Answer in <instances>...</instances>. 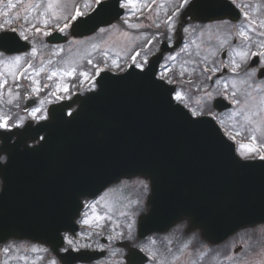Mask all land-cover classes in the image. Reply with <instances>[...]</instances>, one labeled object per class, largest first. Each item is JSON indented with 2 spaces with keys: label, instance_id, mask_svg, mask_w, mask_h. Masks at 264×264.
<instances>
[{
  "label": "water",
  "instance_id": "1",
  "mask_svg": "<svg viewBox=\"0 0 264 264\" xmlns=\"http://www.w3.org/2000/svg\"><path fill=\"white\" fill-rule=\"evenodd\" d=\"M119 2L80 20L76 35L116 21ZM161 57L144 72L104 74L97 92L52 107L51 119L36 128L0 133L8 156L0 163V242L29 238L57 250L61 232L76 229L82 198L136 176L151 182L142 238L187 220L190 230L218 244L264 223V161H242L214 120L194 119L175 105V88L156 79ZM74 103L77 111L66 116ZM227 106L217 101L218 109ZM44 132L45 140L30 148L28 141ZM135 255L130 262H146Z\"/></svg>",
  "mask_w": 264,
  "mask_h": 264
},
{
  "label": "rangeland",
  "instance_id": "2",
  "mask_svg": "<svg viewBox=\"0 0 264 264\" xmlns=\"http://www.w3.org/2000/svg\"><path fill=\"white\" fill-rule=\"evenodd\" d=\"M1 2L2 0H0V3ZM144 2L150 5L151 10H149L148 7H141V4ZM9 3L15 6L9 8ZM35 3L36 0H28L24 4L21 2L18 3V0H5L3 2V7L0 10V24H3L6 20L14 22L17 14L15 11L16 7L20 6L19 11L21 12H18L20 17L24 19L27 18L25 20L30 21L32 24H34L36 21L39 22V26H41V32H47L50 23H48V25L45 27L43 24V19L45 17L40 15L45 7V3H41L40 9L35 8ZM31 6H33L32 10L30 9ZM72 6L73 5L69 3L67 7L60 6L56 8V18L65 19L64 17H68L67 15H71V13L74 15L75 11L74 9L72 10ZM175 6V0H157L155 4L152 3V0H138L137 7L140 8L139 11L133 9L132 7L126 8L128 12L120 22L110 28L99 31L92 37L85 39H74L73 37H70L69 28L71 23L67 24L68 27L65 28L66 30L64 32V34L69 36L67 44L54 46L51 54L46 53V56H44L45 53L42 51L45 52L46 48L44 47L46 46L47 36L41 34L40 39L33 47L36 50L35 56H37L35 68L31 72L33 80L38 81L39 76H45L44 85H47L46 88H48L50 87L51 83H54L53 91L57 93V97H60V99L68 97L69 92L71 91L72 93L77 91V85H75L74 82L77 78H79L81 84L84 83L86 87H90L86 90L83 89L81 93H85L90 89L94 90L96 88L94 84L95 79L101 71L107 69L116 72V70L119 68L126 70L133 62L132 57L136 55V53H134L135 49L138 46H141L149 35L154 33L158 35L163 34L164 37L162 35L161 36L164 38V40L169 42L170 45H173L180 39H187V37H190L191 32L192 36L189 38L191 41L198 43L207 41L206 43L208 44H202L201 47H199L204 51V53L212 52L214 54L219 53L222 55L224 51H227L228 54L227 49L230 47L231 41L229 40L231 36L229 33L224 31V28H227L226 26H228L227 24H208L204 26H198L194 21L191 20H189L187 24H184L180 13L172 16ZM148 17L151 18L149 19ZM46 18L49 20V22L50 19H53L51 13H48ZM169 18H171V21H173L175 24V27L171 28V30H169L170 25L164 23V21L168 20ZM125 21H127V23H125ZM129 24L139 25V27H129ZM156 24H159L160 27L157 28ZM183 24L185 26L182 28ZM213 25H215L214 28H210ZM193 26L198 27L193 29ZM54 27L56 28L58 26L54 25ZM184 28H187L188 31H183ZM187 47L188 45H186L184 49H187ZM64 53H66V58L64 60L59 59V56ZM129 55L130 61L128 60L125 63V66L123 65V67H119L123 63L122 61L124 59H129ZM12 59L13 57L8 61L4 60V63L7 64L6 67H8L10 72L13 74V71L18 69V66L22 63L23 59L18 65H14L12 63ZM86 61H91V65L100 64L97 74L91 75L88 70L82 68V63ZM224 61H227V57ZM142 63L144 67L146 63H144V61H142ZM230 64L231 63H223L222 65L226 68H229ZM262 67H264L263 60H261L258 67L247 68V73L245 76L248 80H250V83H247L248 88H246V84L244 82L240 84L237 80H235V83H233L235 89L234 92L237 93L242 91V95H244V102H242V105L236 110L226 114V117H229L230 120H239V117H241L240 125L246 128L245 133L247 134H250L249 129L255 127L256 124L247 123L245 119L246 116H250L253 122H258L260 126L264 128V110H262L264 109V104L261 103V101L264 100V79H257L258 70ZM69 72H71V74H67ZM53 73H55V75H53ZM81 73H87L88 75L85 77L81 75ZM49 77H51V79H49ZM22 79L29 80L30 77L26 73ZM7 83L8 81L3 83L4 88L8 85ZM233 84L228 85L232 87ZM34 87H39L40 91L39 93L35 94L34 98H30L33 108L24 113L23 118H21L20 122H18V125H23L26 120H31L28 118L37 119L44 116L45 110H47L50 105L51 101H43L39 96L40 92L42 91L40 85L37 83L34 85ZM65 87H67V91H64ZM176 92L179 91L177 90ZM209 93L211 94V97H209ZM249 93H251V95H248ZM0 94H2V97H0V117L7 119L9 125L12 119L17 118V116L19 118L22 117L20 116L22 113V108L21 113L12 111L10 109L11 104L5 98V91L3 93L0 92ZM183 96L186 98L185 94H183ZM215 96L216 94L213 92V90L208 89L203 93L202 99L196 101H199V104H202L203 102H208L210 100L213 101L216 98ZM181 103H183V101ZM33 109H39V111H37L35 115H32ZM255 134L260 140L259 142L264 143L261 141H264V138L261 137V133L257 132ZM238 151L240 152V149ZM261 153L264 154L263 152ZM145 184L147 185L146 181L141 178H137L133 181H125L120 185H115L107 189L98 198L99 203L89 202L90 204L95 205V210L87 205L88 209L83 220L87 219L89 223H81L85 229L84 231L88 232L90 229L89 231L103 233L105 230H108L109 233H113L114 235L113 239H111V236H105L109 240L108 246H110V255L107 261L108 264H121V261L124 259L128 249L130 247L136 246L129 238L123 240L122 233H124L123 229L125 227L130 229V237L132 236L131 233H133V231H131L132 222L126 218V214H128V216L131 218H134L136 215V209L138 207H140L142 213H146L148 210L147 206L145 205L146 199L144 198L145 195L148 194L149 188H145ZM128 210L129 212L127 213ZM97 225H99V227ZM185 227L186 226L184 224L177 226L175 231L173 230L160 240L152 236V238H149L145 246H147L150 251H155L156 247L161 241H178L181 243L182 248L180 254L174 257L175 261L173 263L192 264L191 262H193V258L188 246L187 248L184 247L185 243L189 245L191 242L196 240L199 242V247L202 248V252H206L209 249V245L204 243L205 241L202 239L201 235H197V233L193 232L189 233V235L184 233L183 231L185 230ZM136 234L137 231L135 230L133 235L136 236ZM83 238H85V236H83ZM112 240H114V242ZM153 240L155 243H152ZM118 243H123L122 250L111 249L112 246L116 248ZM35 246L37 245L16 240H11L5 243L0 247V264H37L36 260H34V257L32 259H25V257L19 258V256H17H21L26 252L30 254L42 253L43 255L48 252V249L45 247L36 249L33 252ZM69 247L68 239L65 248L67 249ZM226 247L230 251V264H261V262L264 261V226L242 231V233H239L230 239ZM97 248L106 249L105 246L100 245V242L97 244ZM5 249H7V251H5ZM24 250L27 251L24 252ZM12 252L16 255L10 257ZM118 260L120 262H118Z\"/></svg>",
  "mask_w": 264,
  "mask_h": 264
},
{
  "label": "snow or ice",
  "instance_id": "3",
  "mask_svg": "<svg viewBox=\"0 0 264 264\" xmlns=\"http://www.w3.org/2000/svg\"><path fill=\"white\" fill-rule=\"evenodd\" d=\"M156 2H157V0H152L153 4H155ZM236 2H237V0H231L232 4H236ZM41 3H45V7H44L43 11L40 13V15L42 17H45L43 19V24L46 27L48 25V23H49V20L46 18L48 13H51L53 18H56L57 17V13H56L55 9L60 7V6L67 7V5L69 3H71L73 5L74 9H75V15L72 16V19L76 20L78 17H83L84 16V12L81 11V8L91 9V8H93L94 5L95 6H100L102 4V0H81L80 6H77V0H46V2H45V0H36V3L34 5L35 8L36 9H40ZM189 3H190V0H181V6L189 5ZM137 4H138V0H125V2L121 4V7H124V8L132 7L133 9H136L137 11H139L140 8L137 7ZM14 6L15 5H13L11 3H9V5H8L9 8H12ZM141 7H148L149 10H151L150 5L148 3H146V2L142 3ZM64 18L66 19L67 17H64ZM148 18L150 19L151 17H148ZM25 19H27V18H25ZM125 23H127V21H125ZM164 23L170 25L169 30H171V28L175 27V24H174L173 21H171V18H169L168 20L164 21ZM252 23H255V21L253 20ZM259 26L264 28V21H261ZM22 27L23 26L21 25V28ZM33 27H35V25H33ZM67 27H68V25L65 24L64 27H61L59 30L61 32H63L65 30V28H67ZM129 27H139V25H131V24H129ZM156 27L159 28L160 25L156 24ZM36 31L39 33L41 31V29L40 28H36ZM183 31L187 32L188 29L184 28ZM43 34L46 35V36L50 35L49 32H44ZM238 35L241 36V37H244L245 40L249 39L247 33L242 28L239 31ZM20 38H22L25 41L28 40V36L25 34V31L24 30H19L16 27H12L10 20H6L3 24H0V56H3L4 53L8 51V49L5 47V44L7 42H10V41H13V40H16L18 42V40ZM262 47H264V45H262ZM31 55H33V56L36 55L35 48H33L32 52H31ZM239 55L241 56V59H245L248 56V52H242V53H239ZM253 55H259L261 57H264V52L253 53ZM136 56H139V52H137L136 55L132 57L134 62H135ZM22 59L23 58L20 57V56L13 57L12 63L14 65H18V64H20ZM171 59H175V57H171ZM89 63H92V62L89 61ZM144 63H147L146 59L144 60ZM233 63L235 65L233 67V71H235L236 68L239 67V65L235 64V62H233ZM31 66L32 65L29 63L28 67H31ZM136 66L138 68H140L141 70H143V65L142 64H137ZM216 70L217 69H215V68L211 69L212 72H215ZM166 71H170V69H166ZM205 71H208V69H205ZM67 74H71V72H69ZM180 74L183 75V71ZM53 75H55V73H53ZM81 75L87 77L88 74L87 73H81ZM49 79H51V77H49ZM209 79H211V77H209ZM166 82L167 83H171L172 81L168 80ZM36 83L37 82L33 80V84H36ZM45 86H47V85H45ZM67 90H68L67 87H65L64 91H67ZM32 91L35 92V93H39L40 89H39V87H34L32 89ZM51 95H55V93H51ZM235 95H236V93L233 92L232 96L235 97ZM248 95H251V93H249ZM209 97H211L210 93H209ZM56 98L60 99V97H56ZM174 99L179 103V102L184 101L185 97L183 96L182 93L176 92V94L174 96ZM233 102L234 103H239L238 100H234ZM9 103H11V100H9ZM197 103H199V101H197ZM261 103L264 104V100H262ZM185 106H187V105L185 104ZM262 110H264V109H262ZM37 111H39V109H33L32 115H35V113ZM200 114H201L200 112L193 110V115L194 116L200 115ZM245 119H246L247 123H249V124H254V123L256 124L255 127L249 129L250 134L248 136L244 137V139L247 141V143L237 141L236 138L238 136L242 135V133L240 131H238V130L228 131L227 129H225V134L227 135V137L230 140L239 143V148H240L239 154H240V156L243 159L248 160L252 156H258L261 161H264V154H262L259 151V149L264 148V143H259L258 144L257 143V139L258 138H257V135L255 134L257 132H260L261 133V137L264 138V128H262L258 122H253L250 116H246ZM221 126L223 127V121H221ZM6 127H8L7 119H5L3 117H0V128H6ZM144 186H145V188H147L146 184ZM97 203H99V201H97ZM88 206L92 207L93 210H95V205L94 204H90ZM82 223L83 224H88L89 221L87 219H85V220L82 221ZM97 226L99 227V225H97ZM69 243H71V242L69 241ZM152 243H155V241L153 240ZM187 246H188V244L185 243L184 247L187 248ZM33 250H36V249H33ZM5 251H7V249H5ZM65 251H67V250H65ZM151 258L152 259H157L158 260V264H165L164 259L156 257L155 253L151 254ZM51 264H55V261H52ZM261 264H264V261H262Z\"/></svg>",
  "mask_w": 264,
  "mask_h": 264
}]
</instances>
